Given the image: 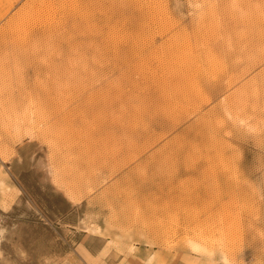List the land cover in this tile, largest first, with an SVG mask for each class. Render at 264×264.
<instances>
[{"label": "rangeland", "instance_id": "obj_1", "mask_svg": "<svg viewBox=\"0 0 264 264\" xmlns=\"http://www.w3.org/2000/svg\"><path fill=\"white\" fill-rule=\"evenodd\" d=\"M11 1L0 264H264V0Z\"/></svg>", "mask_w": 264, "mask_h": 264}, {"label": "crops", "instance_id": "obj_2", "mask_svg": "<svg viewBox=\"0 0 264 264\" xmlns=\"http://www.w3.org/2000/svg\"><path fill=\"white\" fill-rule=\"evenodd\" d=\"M11 4H12L11 0H0V18L4 17L6 11L11 9V6H12ZM203 248L196 250V249H192L190 245L182 246L180 247V250H179V253L176 259L174 260L171 259L168 262L164 261L163 264H218L220 263L219 261H216L215 258L211 254H209L207 251H205ZM152 261H149V264H153Z\"/></svg>", "mask_w": 264, "mask_h": 264}, {"label": "bare ground", "instance_id": "obj_3", "mask_svg": "<svg viewBox=\"0 0 264 264\" xmlns=\"http://www.w3.org/2000/svg\"><path fill=\"white\" fill-rule=\"evenodd\" d=\"M190 247L192 248V249H202L203 247H202V245L201 244H199L198 242H196V241H190Z\"/></svg>", "mask_w": 264, "mask_h": 264}]
</instances>
